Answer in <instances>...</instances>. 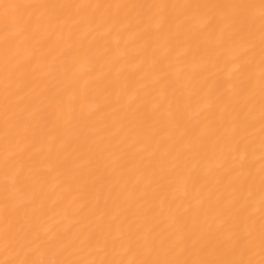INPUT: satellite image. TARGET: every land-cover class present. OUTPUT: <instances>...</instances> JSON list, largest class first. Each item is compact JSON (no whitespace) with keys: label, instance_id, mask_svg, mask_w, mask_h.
I'll return each instance as SVG.
<instances>
[{"label":"bare ground","instance_id":"obj_1","mask_svg":"<svg viewBox=\"0 0 264 264\" xmlns=\"http://www.w3.org/2000/svg\"><path fill=\"white\" fill-rule=\"evenodd\" d=\"M0 264H264V0H0Z\"/></svg>","mask_w":264,"mask_h":264}]
</instances>
